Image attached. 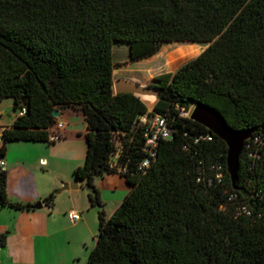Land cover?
Masks as SVG:
<instances>
[{
	"label": "trees",
	"instance_id": "trees-1",
	"mask_svg": "<svg viewBox=\"0 0 264 264\" xmlns=\"http://www.w3.org/2000/svg\"><path fill=\"white\" fill-rule=\"evenodd\" d=\"M115 42L129 47L132 62L169 43L208 47L155 78L160 95L149 113L140 96L114 92ZM5 99L16 119L2 130L0 161L10 143H58L50 141L55 112L80 110L87 122L85 162L74 171L99 209L87 264H264V0H0ZM196 103L253 131L236 187L226 143L183 116ZM154 114L174 132L141 169L149 155L138 123ZM107 174L130 186L110 217L95 185ZM7 182L0 167V207L33 211L9 198ZM55 198L44 203L51 208ZM7 238L0 234L2 246Z\"/></svg>",
	"mask_w": 264,
	"mask_h": 264
},
{
	"label": "crops",
	"instance_id": "crops-1",
	"mask_svg": "<svg viewBox=\"0 0 264 264\" xmlns=\"http://www.w3.org/2000/svg\"><path fill=\"white\" fill-rule=\"evenodd\" d=\"M118 77L119 75H116L115 70L114 81L118 80ZM60 118H66V121L62 122L67 124L63 139L56 144L47 145L52 149V161L61 158H70L72 160L69 174L67 176H60L56 179L55 177H47L48 180L44 181V179H42V177L45 176L44 169L49 167L50 164V159L43 160V150L46 148L43 147V144L45 143H10L7 146V153L4 161L6 164L5 170L8 174L7 192L9 198L13 202L31 205H35L39 201L43 202L60 189L63 184L73 182L75 180L74 171L84 164L88 146L84 137L87 132V122L82 112L80 110L72 113L64 111ZM15 119L16 118L12 120L10 125L2 127V130L11 127ZM8 152H10V154H8ZM78 185V190H69L66 192L74 194L75 191L84 190V184L81 181H78ZM95 185L99 189L104 203H111L109 214L112 216L124 201L123 197L125 193L129 192L130 186L126 179L120 174L104 175L96 179ZM109 191H119L123 193V196L109 197ZM81 196L83 197V202L75 200L74 195H71L69 198L72 200V203L62 214L68 216L69 212L75 211L83 215V218L81 217V220L76 223H73L69 217L66 219L70 223L72 222L71 226L73 228L79 229V231L85 233L84 237L81 238L80 244L82 248L87 249L88 238L92 236V238H90V243L93 241L96 245L97 236H95L94 232H90L86 225V215L89 214L88 208L90 203L87 201L84 193H81ZM46 209L54 214L55 210H58L57 199H55L53 207L49 208L45 205L42 210L15 211L0 207V217L11 219L9 220V224L7 222H0V234L8 233L7 241L0 251V254L3 253L8 260L15 259V255L19 254L21 255V259H24L23 262L25 261L27 264H42L41 259L37 258L35 252V243L38 241L43 242L45 239L50 240V238L58 235H56V232L53 230H50L51 228L47 227L49 219L48 215L45 213ZM59 214L58 211L56 213L57 217ZM57 217H54V220H57ZM21 259L17 262H21Z\"/></svg>",
	"mask_w": 264,
	"mask_h": 264
},
{
	"label": "rangeland",
	"instance_id": "rangeland-1",
	"mask_svg": "<svg viewBox=\"0 0 264 264\" xmlns=\"http://www.w3.org/2000/svg\"><path fill=\"white\" fill-rule=\"evenodd\" d=\"M207 47L208 44L169 43L163 45L160 51L149 59L143 60L141 62H132L129 58V47L126 46V44L115 42L113 46V58L114 63L119 66L116 67V75H119L117 79L126 77L125 79L137 82L143 87H153L157 85L155 81L157 76L177 71L182 65L198 57ZM141 98L148 106L149 113H153V109L158 101V98ZM193 110L194 106H192L189 112L184 115L186 117H190L193 113ZM75 112H77V110ZM14 118H16V113L14 111L13 100L5 99L0 104V136L2 133V127L10 125ZM144 119L145 118L140 119L138 126L144 123ZM62 121L65 122L66 118H60V122ZM120 138L121 136L117 135V146L118 144L120 146ZM43 147H46L45 150H43V160L50 159V164L49 167L44 169L45 176L42 177V179L47 181V177H55L56 179L60 176H67L69 174L70 166L72 165V160L70 158H61L52 161L51 147H48L47 144H43ZM8 154H10V152H8ZM83 189L84 190L82 191H75L74 194H70V192H63L62 194L57 195L55 199H57L58 210L56 209L54 214L46 209L45 213L48 215L49 219L47 227L51 228L50 230H53L56 232L55 234L58 235L56 237L50 238V240L45 239L43 242L38 241L35 243L34 249L37 254V258L41 259L42 264H87L90 252L95 247L93 241L90 243V238H92V236L88 238V250L82 248L80 241L81 238L84 237L85 233H82V231H79V229L73 228L71 226L72 222L70 223L66 219L68 216L62 214L63 211H65L66 208L72 203V200L69 198L71 195H74L75 200L83 202L81 193H84L87 201H89L86 184L83 185ZM108 193L109 197L123 196V193H120L119 191H109ZM126 195L127 193H125L123 200L125 199ZM110 209L111 203L106 204L105 212L107 217L110 216ZM88 210L89 214L86 215V225L90 232H94L95 236H97L99 232V209L89 206ZM58 211L60 214L57 217L56 213ZM54 217H57V220H54ZM81 217L83 218L82 214ZM9 220L11 219L7 217H0V222H7L9 224ZM15 256V259L13 258L12 260H8L5 258L3 253H1L0 264H27L25 261L23 262L24 259H21V255L17 254ZM20 259L21 262L18 263L17 261Z\"/></svg>",
	"mask_w": 264,
	"mask_h": 264
},
{
	"label": "water",
	"instance_id": "water-1",
	"mask_svg": "<svg viewBox=\"0 0 264 264\" xmlns=\"http://www.w3.org/2000/svg\"><path fill=\"white\" fill-rule=\"evenodd\" d=\"M115 94H133L140 97H156L160 95V90L156 87H143L139 83L129 79L121 78L114 81ZM60 112H55L54 117L60 118ZM193 121L202 124L212 133L222 139L227 147V170L231 177L233 186L236 187L239 181L240 156L245 143L252 137V130H235L231 128L221 113L209 105L196 103L193 113L190 116ZM78 180L71 183H65L55 192V195L62 194L69 190H78ZM46 204L39 201L33 205L34 210H42Z\"/></svg>",
	"mask_w": 264,
	"mask_h": 264
},
{
	"label": "built area",
	"instance_id": "built-area-1",
	"mask_svg": "<svg viewBox=\"0 0 264 264\" xmlns=\"http://www.w3.org/2000/svg\"><path fill=\"white\" fill-rule=\"evenodd\" d=\"M21 112L20 114H23ZM183 113V116H185ZM186 117V116H185ZM143 126H146L144 131L145 141V151L148 153L149 157L142 163V168H147L150 166V159L155 158L157 156V149L160 145L161 141L168 140L173 134V128L170 126L167 118L154 114L153 116H144ZM141 118V119H142ZM67 124L60 122L55 127L51 129L50 141L51 142H59L63 139L64 131L66 130ZM1 138V137H0ZM119 158V154L114 159V165L117 164V160ZM5 161H0V167L5 169ZM125 171L124 168H120V172ZM69 219L76 223L81 220V214L75 211H71L68 213ZM3 246L0 244V251Z\"/></svg>",
	"mask_w": 264,
	"mask_h": 264
}]
</instances>
